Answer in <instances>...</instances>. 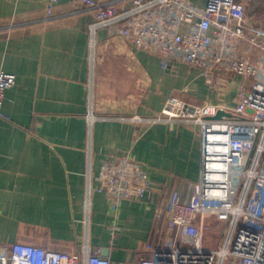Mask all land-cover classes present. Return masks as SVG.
<instances>
[{"label": "crops", "instance_id": "0c3cea01", "mask_svg": "<svg viewBox=\"0 0 264 264\" xmlns=\"http://www.w3.org/2000/svg\"><path fill=\"white\" fill-rule=\"evenodd\" d=\"M46 2L0 0V71L16 76L0 117V245L74 253L87 241L110 264H139L146 245L161 247L168 235V193L177 188L189 197L199 178L201 138L196 124L170 128L132 118L160 113L171 96L230 106L249 81L222 76L211 86L199 69L163 68L158 56L107 29L97 31L91 60L93 13L61 0L48 16ZM244 2L248 19L260 21L264 3ZM90 105L99 116L93 125ZM123 156L143 165L150 192L117 212L94 192L87 220L86 174L97 176L104 162Z\"/></svg>", "mask_w": 264, "mask_h": 264}, {"label": "built area", "instance_id": "2783aa9c", "mask_svg": "<svg viewBox=\"0 0 264 264\" xmlns=\"http://www.w3.org/2000/svg\"><path fill=\"white\" fill-rule=\"evenodd\" d=\"M60 1L47 0L48 16ZM76 2L94 15L89 25L91 60L97 31L107 29L110 37L120 36L158 56L163 68L172 62L199 69L211 86L219 85L222 76L249 81L238 86L233 107L197 105L171 96L160 113L132 118L170 128L196 124L201 138L199 178L189 197L177 188L168 193V235L161 247L147 244L149 253L139 264H264V12L260 21H250L244 0H206L204 6L191 0ZM125 2L128 8L119 9ZM15 83L14 74L0 71V117H5L6 91ZM219 111L225 114L216 118ZM86 118L89 125L99 119L91 105ZM151 187L148 172L136 159L104 162L97 176L86 174L87 220L94 192L105 194L117 212L124 201L145 197ZM218 225L228 229L226 236L217 248H205V230ZM0 264L110 261L85 241L74 253L22 243L0 245Z\"/></svg>", "mask_w": 264, "mask_h": 264}, {"label": "rangeland", "instance_id": "374dc122", "mask_svg": "<svg viewBox=\"0 0 264 264\" xmlns=\"http://www.w3.org/2000/svg\"><path fill=\"white\" fill-rule=\"evenodd\" d=\"M232 78H234V77L232 76ZM232 78H230V79H232ZM233 93H234V91H233ZM235 100H236V97H234V96L230 99V102H231L230 107L234 106ZM227 232H228V229H226V227H223L222 225L213 226V227L205 230L206 238L204 240L203 246L207 249L217 248L222 243ZM226 264H237V263L228 261Z\"/></svg>", "mask_w": 264, "mask_h": 264}, {"label": "water", "instance_id": "95a60500", "mask_svg": "<svg viewBox=\"0 0 264 264\" xmlns=\"http://www.w3.org/2000/svg\"><path fill=\"white\" fill-rule=\"evenodd\" d=\"M224 114H225V112H224V111H219V112H218V115H217V117H216V118H219L220 116H222V115H224ZM226 115L230 116V114H229V113H227Z\"/></svg>", "mask_w": 264, "mask_h": 264}]
</instances>
